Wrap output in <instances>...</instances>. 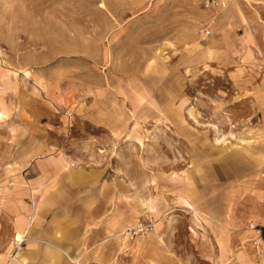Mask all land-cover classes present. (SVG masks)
Listing matches in <instances>:
<instances>
[{
	"label": "rangeland",
	"instance_id": "374dc122",
	"mask_svg": "<svg viewBox=\"0 0 264 264\" xmlns=\"http://www.w3.org/2000/svg\"><path fill=\"white\" fill-rule=\"evenodd\" d=\"M218 1L0 0V264L38 262L21 255L22 219L35 221L62 166L101 167L106 214L124 231L153 222L135 239L174 218L162 226L182 264H264L260 49L245 42L223 62Z\"/></svg>",
	"mask_w": 264,
	"mask_h": 264
},
{
	"label": "crops",
	"instance_id": "0c3cea01",
	"mask_svg": "<svg viewBox=\"0 0 264 264\" xmlns=\"http://www.w3.org/2000/svg\"><path fill=\"white\" fill-rule=\"evenodd\" d=\"M224 1L227 6L212 21V45L228 53L223 62L229 60L233 49L245 48V42L252 48L258 47L260 55L253 56L251 62L258 66L257 74L262 81L258 86L264 87V0ZM59 169H52V174L60 172L61 183L50 190L44 188L47 192L35 221L22 219L23 259L37 256L36 264H62L66 256L83 255L84 264H182L176 233L164 231L162 226L173 224L174 218H164L151 233L131 241L124 235L126 222L122 216L106 214L108 200L101 177L103 169L95 167L90 172L77 167ZM68 203L75 207L72 217L57 209ZM220 224L223 223L213 225L218 234L226 232ZM231 245L235 241L232 244L218 240L219 248H227L229 252Z\"/></svg>",
	"mask_w": 264,
	"mask_h": 264
},
{
	"label": "built area",
	"instance_id": "2783aa9c",
	"mask_svg": "<svg viewBox=\"0 0 264 264\" xmlns=\"http://www.w3.org/2000/svg\"><path fill=\"white\" fill-rule=\"evenodd\" d=\"M220 2H221V4H224L222 1H220ZM205 5L207 7H216L219 5V1L218 0H205ZM201 32L204 35H208V34H210L211 31L209 28L203 27L201 29ZM251 226L254 227V225H251ZM152 228H153V222H151V221H148V222L136 221L133 225L126 227L124 232H125V235L130 240H133L139 234L148 233L149 231L152 230ZM254 228H256V227H254ZM262 229H264V228H258L257 232H261Z\"/></svg>",
	"mask_w": 264,
	"mask_h": 264
},
{
	"label": "bare ground",
	"instance_id": "6f19581e",
	"mask_svg": "<svg viewBox=\"0 0 264 264\" xmlns=\"http://www.w3.org/2000/svg\"><path fill=\"white\" fill-rule=\"evenodd\" d=\"M102 4V3H101ZM102 5H104V4H102ZM104 7V6H103Z\"/></svg>",
	"mask_w": 264,
	"mask_h": 264
}]
</instances>
